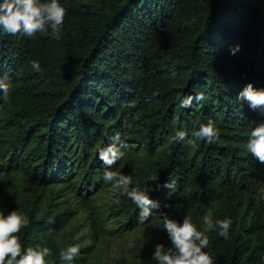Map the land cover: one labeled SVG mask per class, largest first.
<instances>
[{
	"label": "trees",
	"instance_id": "1",
	"mask_svg": "<svg viewBox=\"0 0 264 264\" xmlns=\"http://www.w3.org/2000/svg\"><path fill=\"white\" fill-rule=\"evenodd\" d=\"M59 2L67 16L58 39L50 31L35 39L0 36V77L11 84L9 103L0 100V174L25 172L35 188L84 189L83 202L113 193L127 230L157 229L135 257L156 264L153 245H168L166 234L154 218L139 225L136 205L102 178L98 149L119 132L126 155L112 170L132 175L135 187L156 189L154 215H190L209 238L205 251L215 264H264V165L246 149L264 117L237 99L248 83L264 87V0ZM32 59L42 71L31 68ZM200 94L203 100L179 107L185 96ZM208 118L220 129L215 143H168L176 130L193 138ZM171 181V196L157 188ZM29 204L17 206L30 225L17 234L22 249L46 244V260L64 264V248L45 237L63 224L59 215H36ZM225 218L232 221L227 239L216 227Z\"/></svg>",
	"mask_w": 264,
	"mask_h": 264
},
{
	"label": "clouds",
	"instance_id": "2",
	"mask_svg": "<svg viewBox=\"0 0 264 264\" xmlns=\"http://www.w3.org/2000/svg\"><path fill=\"white\" fill-rule=\"evenodd\" d=\"M67 9L59 0H0V36L9 35L17 38L27 37L35 39L38 34L51 32L59 38L65 19ZM239 51V45L231 50L235 55ZM31 68L42 71L38 60L29 61ZM11 84L0 77V100L4 104L9 103ZM193 99L203 100L202 94L185 96L179 102L180 108H189ZM237 99L247 103L249 109L264 117V87H254L248 83L237 95ZM193 138L183 130H176L174 135L168 139L169 144L186 142L190 148H198V141L213 144L219 140L220 129L216 121L208 118L205 123L199 125L198 130L192 133ZM111 143L98 149V158L103 162L105 168L102 173L103 180L115 181L111 189L126 196L136 205L138 211L137 221L139 225L145 224L150 218H154L158 227L166 234L168 245L156 243L153 245L151 259L156 264H215L212 254L205 249L209 248V238L193 224L190 215H185L182 220L172 218L165 211H157L154 215L153 209H160L158 201L151 198V191L156 189H140L133 186V176L123 174L119 170H112L117 161L126 155L127 146L120 143V133L109 137ZM247 152L260 164L264 165V120L257 122L252 127L246 143ZM149 180L152 178L149 177ZM176 182H166L158 185L169 189L168 195L176 191ZM165 207H169L165 205ZM204 222L211 224L210 219L205 216ZM232 221L229 218L216 221V227L220 229L218 235L228 238ZM30 226L29 221L22 215L19 208L9 210L7 213L0 208V264H50L46 257L52 256V251L46 244L36 245L22 249L20 237L17 235L22 228ZM52 230H49L51 234ZM80 255L78 245H69L60 252V259L66 264H72L74 259Z\"/></svg>",
	"mask_w": 264,
	"mask_h": 264
},
{
	"label": "rangeland",
	"instance_id": "3",
	"mask_svg": "<svg viewBox=\"0 0 264 264\" xmlns=\"http://www.w3.org/2000/svg\"><path fill=\"white\" fill-rule=\"evenodd\" d=\"M84 1L101 4L104 0ZM24 173L12 170L0 174V208L7 213L25 200L29 206V202L33 203L36 215L41 211L47 212V217L59 215L63 224L50 235L45 233V237L61 248L78 245L80 255L72 264H138V248L158 236L153 224L127 230L128 226L116 214L111 192L101 191L83 202L84 189L76 193L68 184L35 188V180Z\"/></svg>",
	"mask_w": 264,
	"mask_h": 264
}]
</instances>
